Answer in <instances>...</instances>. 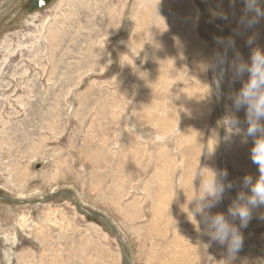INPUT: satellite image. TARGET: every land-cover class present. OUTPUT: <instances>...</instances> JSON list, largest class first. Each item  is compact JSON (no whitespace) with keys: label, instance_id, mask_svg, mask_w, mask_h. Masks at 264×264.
I'll use <instances>...</instances> for the list:
<instances>
[{"label":"rangeland","instance_id":"374dc122","mask_svg":"<svg viewBox=\"0 0 264 264\" xmlns=\"http://www.w3.org/2000/svg\"><path fill=\"white\" fill-rule=\"evenodd\" d=\"M25 1L0 0V196L17 200L0 199V264H218L225 246L186 212L193 174L227 170L226 214L259 173L222 123L242 84L217 99L205 63L228 38L245 61L264 50V20L243 29V0ZM262 215L232 264H264Z\"/></svg>","mask_w":264,"mask_h":264},{"label":"clouds","instance_id":"9594fccd","mask_svg":"<svg viewBox=\"0 0 264 264\" xmlns=\"http://www.w3.org/2000/svg\"><path fill=\"white\" fill-rule=\"evenodd\" d=\"M236 0H230L234 7ZM244 7L238 24L243 29H253L261 20H264V0H243ZM219 19H228L227 13L216 14ZM216 42L224 46L225 40L217 38ZM246 43L251 47L255 43V35L248 38ZM229 49L234 50L230 59ZM205 69L211 71L215 81V95L217 99L225 98L221 85L226 76L230 83L240 81L242 86L238 91H231L227 99L231 101L228 114L223 120L229 139L231 135L242 136V142L252 141L249 158L257 166L258 178L253 180L251 175H245L239 183V190L235 199L229 205L227 213H212V209L223 202L225 193L236 187V182L228 181L227 170H216L209 167H200L195 170L192 180L194 195L187 206L188 218L198 230L203 225L202 234L207 236L208 243L225 246L226 257L218 264H232L237 254L243 249L244 237L241 229L248 226L252 219L254 208L264 207V50L252 47L248 61H245L238 51H235V40L227 39V47L218 51L213 58L205 63ZM247 75V79H244ZM244 110L245 117L241 121L236 113ZM246 125V127H242ZM213 152L209 151V154ZM199 180L198 188H194V180ZM199 216V220H197ZM264 219V215L260 217ZM239 221V225L235 221Z\"/></svg>","mask_w":264,"mask_h":264},{"label":"water","instance_id":"95a60500","mask_svg":"<svg viewBox=\"0 0 264 264\" xmlns=\"http://www.w3.org/2000/svg\"><path fill=\"white\" fill-rule=\"evenodd\" d=\"M52 1H54V0H26L25 3H26V8H27L28 12H35V11L42 10L44 6H46L47 4L51 3ZM36 169H38V167H36ZM52 194H54V193H51L50 196ZM59 194H61V193H59ZM66 196L69 197L70 199L74 200L73 195L67 193ZM0 199L7 200V201H10V202H13V203L17 202V200H15V199L2 197V196H0ZM78 209H81V208L78 207ZM81 210L84 211L85 213H87L88 215H90V217H94V218L102 220L105 224L108 225V227L111 229V231L113 233H115V229L111 226L110 222L105 218V216H103L101 214L91 215L87 211H85L83 209H81ZM125 263L126 264H130L129 261H127V260H125Z\"/></svg>","mask_w":264,"mask_h":264},{"label":"bare ground","instance_id":"6f19581e","mask_svg":"<svg viewBox=\"0 0 264 264\" xmlns=\"http://www.w3.org/2000/svg\"><path fill=\"white\" fill-rule=\"evenodd\" d=\"M42 3V2H41ZM102 221V220H101Z\"/></svg>","mask_w":264,"mask_h":264}]
</instances>
